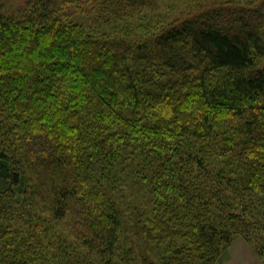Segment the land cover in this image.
<instances>
[{
    "label": "trees",
    "instance_id": "trees-1",
    "mask_svg": "<svg viewBox=\"0 0 264 264\" xmlns=\"http://www.w3.org/2000/svg\"><path fill=\"white\" fill-rule=\"evenodd\" d=\"M181 4H0V264H264V0Z\"/></svg>",
    "mask_w": 264,
    "mask_h": 264
},
{
    "label": "rangeland",
    "instance_id": "rangeland-1",
    "mask_svg": "<svg viewBox=\"0 0 264 264\" xmlns=\"http://www.w3.org/2000/svg\"><path fill=\"white\" fill-rule=\"evenodd\" d=\"M28 0H0V4L3 6V10H5V12L8 13H16V11L23 7L24 4L27 2ZM182 4L181 7H176L173 10L172 15L173 16H178L179 14H181V16L187 15L190 10H192V8L199 6V5H207L210 0H181ZM227 11V10H226ZM237 13V12H235ZM241 16L243 18H246L248 15H241L239 13L237 14H232V16L228 15L227 13H221L220 17L218 18V21L221 25L224 24V26L226 24H228V17L229 18H233V22H236L237 20H239L241 18ZM235 250L236 253L239 254L240 257L242 258H247V264H252V261H255V259H257L259 261V264H262V262L258 259V257L255 255V253L253 252V250L251 249V247L247 244V242L242 238V237H238L231 245V247L219 258V261L217 264H226V262L229 259V253L230 256L232 254V252L230 250ZM248 252V255L245 256V252ZM252 253L253 257L250 256V254ZM255 264V263H254Z\"/></svg>",
    "mask_w": 264,
    "mask_h": 264
},
{
    "label": "crops",
    "instance_id": "crops-1",
    "mask_svg": "<svg viewBox=\"0 0 264 264\" xmlns=\"http://www.w3.org/2000/svg\"><path fill=\"white\" fill-rule=\"evenodd\" d=\"M230 251L232 252V254L230 256V253H229V259L226 262V264H247V258L246 257L245 258L240 257L239 254L236 253L234 249L233 250L231 249ZM247 255H248V252H245V256H247ZM250 256L253 257L252 253L250 254ZM254 260L255 261L251 262L252 264H254V263L259 264V261L257 259L254 258Z\"/></svg>",
    "mask_w": 264,
    "mask_h": 264
}]
</instances>
